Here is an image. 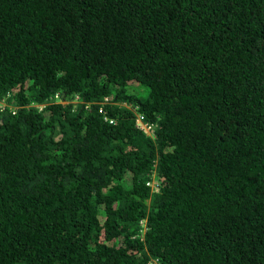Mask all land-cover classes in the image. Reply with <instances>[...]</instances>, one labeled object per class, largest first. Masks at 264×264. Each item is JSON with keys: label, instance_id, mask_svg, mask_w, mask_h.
Instances as JSON below:
<instances>
[{"label": "trees", "instance_id": "16d2710c", "mask_svg": "<svg viewBox=\"0 0 264 264\" xmlns=\"http://www.w3.org/2000/svg\"><path fill=\"white\" fill-rule=\"evenodd\" d=\"M154 261L264 264V0H0V264Z\"/></svg>", "mask_w": 264, "mask_h": 264}, {"label": "clouds", "instance_id": "9594fccd", "mask_svg": "<svg viewBox=\"0 0 264 264\" xmlns=\"http://www.w3.org/2000/svg\"><path fill=\"white\" fill-rule=\"evenodd\" d=\"M111 100V97L109 96V95H104V97H103V99L102 100H100V99H96V100H91V101H86V100H83V99H81L80 97H79V95L78 94H75L74 95V97L72 98V99H70V98H67L66 96H62V95H60L59 94V92H55V93H53V94H51V96H50V102H48V103H43V104H40L39 106V108H41V107H46V105H49V104H51V103H60V104H62V105H67V104H75V103H81L83 106H84V108H87L88 106H90V105H93V104H97V106H98V109H97V112L99 113V114H101V116H102V120L104 121V122H107V123H109V124H113V122H114V118L113 117H111V116H109V114H108V112L106 111V109L104 108V105H106V104H109V102H110V104H115V103H117L116 101H114V100H112V101H110ZM34 106H37V104H34ZM137 111H135V114H136V124L140 127V128H142L138 123H140L139 121H140V119H141V121H143L144 122V124H141L142 126H146L147 128H152L151 126H149V124H147V123H145L146 121L144 120V118H143V115L141 114V113H139V112H137ZM144 130V129H143ZM152 131H153V129H152ZM145 132V131H144ZM154 132V131H153ZM145 134H146V132H145ZM146 135H148V134H146ZM149 136V135H148ZM154 137V136H153ZM148 186V185H147Z\"/></svg>", "mask_w": 264, "mask_h": 264}, {"label": "rangeland", "instance_id": "374dc122", "mask_svg": "<svg viewBox=\"0 0 264 264\" xmlns=\"http://www.w3.org/2000/svg\"><path fill=\"white\" fill-rule=\"evenodd\" d=\"M136 113H137V112H136ZM139 122H140V123H138V124L144 129V131L146 132V134H148L149 136L153 137L154 134H153L152 128L149 129V128H147L146 126H142L141 124H144V122L141 121V119H140ZM128 177H129V175H126V176H125V178L127 179V182H125V181L123 180V183L126 184V185L129 184V183H128ZM159 179H160V178H159ZM159 179H158V177L156 176V172H155V170H153V171H152V174L149 176V179H147L146 182H145V185H148V186H149V188H150V192H152V193L158 192V190H159V186H158ZM121 206H122V205H121ZM100 219L103 220L102 217H100ZM140 224H141V226H142L141 229H140V236H142V235H143V232H144V230H145V228H146V226H145V224H146V220H145V219H142V220L140 221ZM153 264H157V262L154 261Z\"/></svg>", "mask_w": 264, "mask_h": 264}]
</instances>
